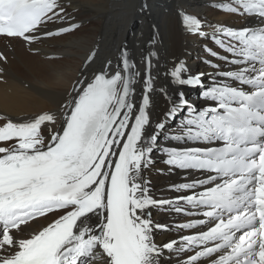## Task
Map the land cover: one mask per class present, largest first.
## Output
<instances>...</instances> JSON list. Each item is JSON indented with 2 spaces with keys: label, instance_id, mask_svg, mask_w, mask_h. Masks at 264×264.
<instances>
[{
  "label": "snow or ice",
  "instance_id": "1",
  "mask_svg": "<svg viewBox=\"0 0 264 264\" xmlns=\"http://www.w3.org/2000/svg\"><path fill=\"white\" fill-rule=\"evenodd\" d=\"M70 7L0 0V36L35 50L79 30ZM218 7L258 24L209 25V33L196 16H182L188 33L221 50L203 45L212 71L193 72L177 58L161 72L157 49L141 57V72L125 43L115 67L109 59L91 69L96 53L89 55L57 109L24 122L0 117V264H171L173 254L177 264H264V0ZM185 88L199 89L201 103ZM156 151L169 174L196 170L202 178L156 198ZM153 210L201 218L161 224ZM174 228L195 231L155 240L157 230ZM191 249L199 250L181 259Z\"/></svg>",
  "mask_w": 264,
  "mask_h": 264
},
{
  "label": "bare ground",
  "instance_id": "2",
  "mask_svg": "<svg viewBox=\"0 0 264 264\" xmlns=\"http://www.w3.org/2000/svg\"><path fill=\"white\" fill-rule=\"evenodd\" d=\"M68 2L69 0H65V3ZM229 2L230 0H71L68 11L80 25L78 31L62 34L56 40L45 39L43 43L34 46L35 50H30L33 46L22 42L20 38L0 36V54L6 57V61H0V68L4 69L0 73V117L24 122L44 111L57 109L65 102L73 82L85 69L84 62L89 55L96 53L91 69H99L109 59L115 67L119 64L120 48L125 43L141 72L144 67L141 57L147 51L157 49L163 57L160 61L161 72L177 58H185L193 72L212 71L201 59L207 56L203 45L210 44L212 40L188 33L182 16H196L201 21V30L209 33V25L236 27L241 23H248L249 17L242 11L230 13L218 7ZM143 3L147 4L146 9ZM254 19L255 17H251V23H258L253 22ZM153 39L155 45L150 44ZM91 69L85 75H92ZM184 91L191 101L198 100L196 103L200 104L199 89L185 88ZM181 118L177 117L175 122L169 124V128L176 129ZM172 134L179 133L174 131ZM160 141L167 146H182L179 142L164 141L163 137H160ZM0 146H4L2 142ZM152 155L155 168L149 173V178L156 198H172L176 193L167 190L171 184L191 182V178L201 177L194 175V172L185 173L178 169L169 174L168 166L163 163L166 156L159 151ZM156 168L164 169V174L158 173ZM153 216L157 223L173 225L199 218L184 214L170 217L166 212L156 210H153ZM192 231L175 228L171 231L157 230L155 240L169 242ZM196 250L199 249L188 250L181 259L194 254ZM207 262L203 258L198 264ZM171 264H177L174 254Z\"/></svg>",
  "mask_w": 264,
  "mask_h": 264
}]
</instances>
